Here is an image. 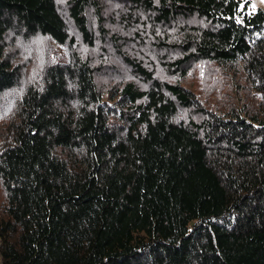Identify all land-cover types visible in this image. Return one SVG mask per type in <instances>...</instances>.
<instances>
[{
    "label": "trees",
    "instance_id": "16d2710c",
    "mask_svg": "<svg viewBox=\"0 0 264 264\" xmlns=\"http://www.w3.org/2000/svg\"><path fill=\"white\" fill-rule=\"evenodd\" d=\"M0 264H264V9L0 0Z\"/></svg>",
    "mask_w": 264,
    "mask_h": 264
},
{
    "label": "rangeland",
    "instance_id": "374dc122",
    "mask_svg": "<svg viewBox=\"0 0 264 264\" xmlns=\"http://www.w3.org/2000/svg\"><path fill=\"white\" fill-rule=\"evenodd\" d=\"M264 9V0H250V10Z\"/></svg>",
    "mask_w": 264,
    "mask_h": 264
}]
</instances>
